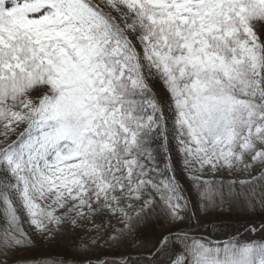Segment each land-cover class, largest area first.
Wrapping results in <instances>:
<instances>
[{"label":"snow or ice","instance_id":"obj_1","mask_svg":"<svg viewBox=\"0 0 264 264\" xmlns=\"http://www.w3.org/2000/svg\"><path fill=\"white\" fill-rule=\"evenodd\" d=\"M0 264H264V0H0Z\"/></svg>","mask_w":264,"mask_h":264},{"label":"trees","instance_id":"obj_2","mask_svg":"<svg viewBox=\"0 0 264 264\" xmlns=\"http://www.w3.org/2000/svg\"><path fill=\"white\" fill-rule=\"evenodd\" d=\"M99 222V221H97ZM232 221L230 220H224L222 221L223 224L228 225ZM228 229L226 227L222 228L220 222L218 223H211V224H199L197 222L193 221V229L192 234H196L198 236H204L208 237L209 233L212 234L211 238L215 239H225L227 238L225 235V232H227ZM60 253L64 251L62 247L57 248L55 247Z\"/></svg>","mask_w":264,"mask_h":264},{"label":"rangeland","instance_id":"obj_3","mask_svg":"<svg viewBox=\"0 0 264 264\" xmlns=\"http://www.w3.org/2000/svg\"><path fill=\"white\" fill-rule=\"evenodd\" d=\"M244 218L245 217L243 216L242 213L239 216H237L236 213L234 212L231 216H227L226 215V216L219 217V218L217 217V215L215 213H213L212 215H209V216H199V217H197L196 220H194V222H197L199 224H211V223H207V221H217V222H214V223H218V222H222L224 220L235 221L237 219H244ZM193 235H196V234H193ZM212 239L214 241H216V240L223 241V240H225L227 238H225V239H215V238H212ZM40 251L41 252H44V253H50V254H53V255L59 252L55 247H53L51 249L43 248ZM109 258L110 259L118 258V256L116 255L115 250H110L109 251Z\"/></svg>","mask_w":264,"mask_h":264}]
</instances>
